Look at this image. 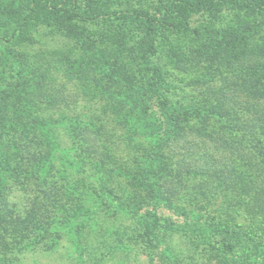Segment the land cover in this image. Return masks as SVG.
<instances>
[{
	"label": "trees",
	"instance_id": "16d2710c",
	"mask_svg": "<svg viewBox=\"0 0 264 264\" xmlns=\"http://www.w3.org/2000/svg\"><path fill=\"white\" fill-rule=\"evenodd\" d=\"M40 1L28 0L23 5L22 18L17 20L10 41L29 38L24 33ZM228 1L171 0L157 19L148 12H140L136 23H126L124 17L117 29L126 30L130 24L127 31L147 38L148 48L141 51L140 58L159 79L150 61L155 52L152 41L156 32L186 30L192 11L215 10ZM17 4L22 7L19 0ZM235 4L264 11V0H235ZM66 10L53 3L48 14L51 18L59 17ZM75 17L70 11L68 18ZM61 31L67 36L73 32L64 27ZM218 51L213 56H219ZM222 51L228 53L224 48ZM234 52L248 53L242 49ZM54 59L52 53L39 57L29 65L28 75L13 69L11 81L6 80L7 75L0 69V264H27L28 254L55 252L64 239L68 242L67 255L77 256L79 261L75 264H80L85 259L81 252L75 251H81L84 244L89 246L91 241L86 235L94 231L96 239L89 258L96 259L95 264L101 263L95 254L97 250H111L116 244L117 249L126 253L131 237L146 248L162 246L163 264H264V66L247 67L235 73L226 85L201 93L197 105L192 107L195 123H187L177 107L168 106L167 99L159 101L160 110L170 124L168 133L156 139L154 149L142 159L134 157L118 165L111 153L113 139L109 136L114 135L110 134L109 125L126 128L128 132L132 127L127 126L130 115L126 113L128 110L124 113L125 104L115 99L111 91L103 97L106 105L95 120L79 113L58 112L46 117L39 114L42 105L62 108L71 103L55 80L58 72L70 81L77 72L81 76L82 72L91 71L88 65L74 68ZM94 73L88 80L98 85L97 92L102 93L105 83H101V76L109 74L99 69ZM210 91L214 93L209 95ZM185 127L194 130L203 145L209 142L211 146L205 149L210 147L212 151L204 149L186 164L181 159L171 163L168 159L173 156L167 153L172 155L180 149L183 161L187 160V148L180 143L185 137ZM59 129L64 130L73 150L71 164L75 167L70 175L56 174L54 170L51 151L55 144L53 135ZM127 139L131 140L129 135ZM127 139L118 137L116 141L128 142ZM121 148H125L123 144ZM183 173L201 174L217 180L227 190L239 189L250 197L248 208L257 215L255 230L175 202L172 194L176 191H169L170 195L166 192L174 187L172 183L181 184ZM161 202L182 219L169 223L156 212L140 214L143 206L155 209ZM105 214H111L119 227L124 218L137 219L138 226L132 229L135 236L126 230L121 237L116 227L107 225ZM175 236L188 248H178Z\"/></svg>",
	"mask_w": 264,
	"mask_h": 264
},
{
	"label": "rangeland",
	"instance_id": "374dc122",
	"mask_svg": "<svg viewBox=\"0 0 264 264\" xmlns=\"http://www.w3.org/2000/svg\"><path fill=\"white\" fill-rule=\"evenodd\" d=\"M19 1L21 8L17 4L18 0H0L1 72L7 75V81H11L9 78L14 75L15 68L21 70L23 75H28L29 65L50 53L57 59L56 63L59 61L60 64H69L74 68L79 64L88 65L91 71L82 72L81 76L79 72H75L76 75H73V80L70 81L62 77L61 72L56 74L58 87L71 102L68 106L50 108L48 105H42L43 109L38 112L43 117L50 113L55 116L58 112L69 115L79 113L82 117L85 115L95 120L106 105L103 97L111 91L115 99L125 104L124 113L128 110L126 113L130 115L127 126L132 127L128 132L126 128L112 123L109 125L108 131L114 135L109 136L110 140L113 139L110 145L111 153L118 165L134 157L142 159L154 149L156 139H162L168 133L170 124L160 110L159 101L167 99L168 106L177 107L187 123H195L192 107L198 103L201 93L226 85L234 79L235 73H240L247 67L264 66V11L241 8L235 4V0L225 2L215 10L192 11L188 14L186 30L167 29L156 32L152 41L155 52L150 61L157 69L159 79L153 76L152 69L145 67L140 58L141 51L148 48L147 38L127 30L130 24L133 25L132 22L136 23L137 13L139 15L140 12H148L150 17L157 19L171 0H41L24 33L29 38L15 42V39L10 41L9 36L14 32L17 20L22 18L21 10L25 9L23 5L28 0ZM53 3L67 10L61 12V16L51 18L48 7ZM70 11L76 15L74 20L68 18ZM124 17V20L127 19L126 23L130 21V24H126V30H118L117 27L121 25ZM63 27L73 31L72 35L64 34L61 31ZM140 36L142 39H138ZM223 48L228 51L227 54H223ZM235 49L246 50L248 53L239 55L233 53ZM216 50L221 52L219 56H213ZM97 69L101 73L109 74L101 76V83H105L102 93L97 92L98 85L88 80L95 75L94 71ZM213 93L208 92L209 95ZM125 98L130 100V103ZM173 111L179 112L176 109ZM128 135L131 140L127 139ZM184 136L180 143L187 148V160L183 161L180 152L183 149H180L172 155L167 153L173 156L168 159L169 162L175 163L177 159H181L180 161L186 164L190 157L196 158L206 146H211L209 142L206 146L203 145L194 130L186 127ZM53 137L55 144L51 152L55 173L70 175L75 167L71 164L74 155L72 148H69L66 134L64 130L59 129ZM115 137L127 139L128 142H117ZM122 144L124 149L121 148ZM205 151L209 153L212 148L209 147ZM238 169H242L239 163ZM175 183L177 182L172 183L174 187L170 186L171 190L166 192L170 195L169 191H176L172 194L175 202L195 207L199 212L208 215H221L231 223L255 230L257 215L252 208H248V203L251 206L250 197L245 196L239 189H236L237 192L227 190L217 180L194 173H183L181 184ZM147 211L156 212L169 223L182 219L181 215L166 208L162 202L155 209L145 205L139 210L140 214H146ZM104 216L107 225H110V228L116 227L121 237L126 230L135 236L136 232L132 229L137 225V219L124 218L121 220L123 225L119 227L117 221L111 218V214ZM102 232L101 230L100 233ZM95 235L96 231L90 234L88 232L86 237L91 241L89 246L85 247L84 244L81 251H75V254L81 252L85 259L80 264L97 262L96 259L89 258ZM112 239L108 238V241ZM127 243L129 244L126 253L119 250L121 248L117 249L116 244L111 250H97L95 254L100 258V264H163L162 246L146 248L141 241H136L133 237ZM174 243L183 250L184 246L188 248L183 240L176 236ZM67 246V240H61L55 252L30 253L25 262L75 264L79 261L78 257H69Z\"/></svg>",
	"mask_w": 264,
	"mask_h": 264
}]
</instances>
